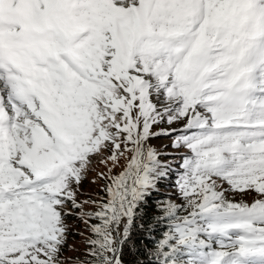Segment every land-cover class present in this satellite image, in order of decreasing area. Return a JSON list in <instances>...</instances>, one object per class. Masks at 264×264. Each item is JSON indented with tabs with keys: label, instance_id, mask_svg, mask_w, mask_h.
<instances>
[{
	"label": "snow or ice",
	"instance_id": "obj_1",
	"mask_svg": "<svg viewBox=\"0 0 264 264\" xmlns=\"http://www.w3.org/2000/svg\"><path fill=\"white\" fill-rule=\"evenodd\" d=\"M0 264H264V0H0Z\"/></svg>",
	"mask_w": 264,
	"mask_h": 264
},
{
	"label": "rangeland",
	"instance_id": "obj_2",
	"mask_svg": "<svg viewBox=\"0 0 264 264\" xmlns=\"http://www.w3.org/2000/svg\"><path fill=\"white\" fill-rule=\"evenodd\" d=\"M85 190H86V191H93V189H92L90 186H87V185H86ZM72 223H73V225H74L75 222H72ZM76 230H77V229L73 226V231L75 232ZM70 243H74L75 246H77V247H82V245L80 244V240H79V238H77L75 241H70ZM67 255H68L69 257H71V256H74L75 254H74V253H68Z\"/></svg>",
	"mask_w": 264,
	"mask_h": 264
}]
</instances>
